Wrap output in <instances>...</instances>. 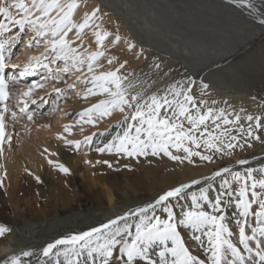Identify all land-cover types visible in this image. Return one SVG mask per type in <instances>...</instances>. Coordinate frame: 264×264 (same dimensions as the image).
<instances>
[{"label": "snow or ice", "instance_id": "snow-or-ice-1", "mask_svg": "<svg viewBox=\"0 0 264 264\" xmlns=\"http://www.w3.org/2000/svg\"><path fill=\"white\" fill-rule=\"evenodd\" d=\"M229 2L247 7L253 13L259 11L252 0ZM81 3L82 0H30L27 4L25 0L11 3L0 0L3 17L0 19V156L4 154V146L13 140L14 133L7 131L12 126L9 121L24 117L33 121L37 113L30 105L37 103L35 90L43 88L49 80H63L66 84L65 88L53 87L56 100L67 98L72 90L84 99L101 97L75 114L77 125L96 126L113 113L122 116L115 124L82 140L57 134L65 147L76 151L85 146L89 151L135 161L141 157H167L194 164L198 158L209 167L231 157L236 149L251 148L253 141L264 144V115L244 114L242 107L236 110L227 101L209 100L206 90L210 85L203 80L199 97L193 91L195 80L187 73L182 79L150 91L156 81L150 83L147 74L140 78L135 71L126 70L127 60L121 62L101 50L109 39L112 45L123 39L129 51L135 50L136 44L131 38L122 37L118 27L111 32L103 26L108 13L101 12L99 4L77 19ZM259 22L264 24V18ZM89 32L96 50L84 43ZM18 45L29 49L43 45L44 51L30 57L22 66L10 64ZM145 51L141 47L137 57ZM102 57L109 66L106 70ZM150 67L159 73L162 63L154 57ZM8 68L15 75L6 73ZM36 72L41 73L40 79L28 83L26 77ZM168 75L163 73L164 77ZM22 82L25 86L17 96L15 85ZM78 84L83 87L78 88ZM12 100L16 101V110L10 103ZM221 103L225 106H218ZM72 127L64 125V133L70 134ZM114 129L118 131L112 134ZM48 163L61 173L70 172L63 163L51 159ZM95 163L113 168L107 159ZM236 164L243 171L231 166L219 167L200 179L180 182L151 202L115 214L97 226L55 239L43 246L36 264H61V257L63 264H78L85 252L89 257L95 253L98 264H264V165L248 166L247 159H237ZM122 167L131 169L129 163ZM34 178L40 181V177ZM218 179L216 194L210 197L209 190ZM194 186H198L196 191H191ZM229 207L236 210L238 243L234 242L233 229L225 220V210ZM181 227L192 231L193 240L208 254L207 261L192 254L179 230ZM10 232V228L0 224V237ZM154 246L158 248L155 252L158 259L151 253ZM33 254L31 251L10 254L4 264H30L27 258Z\"/></svg>", "mask_w": 264, "mask_h": 264}, {"label": "bare ground", "instance_id": "bare-ground-1", "mask_svg": "<svg viewBox=\"0 0 264 264\" xmlns=\"http://www.w3.org/2000/svg\"><path fill=\"white\" fill-rule=\"evenodd\" d=\"M29 2L30 0H25L26 4ZM252 2L259 10L257 13L251 12L247 7L230 3L229 0H82L77 19L84 11H90L99 4L101 12L109 13L108 19L114 29L118 27L122 37L127 36L136 44V49L129 51L122 39L116 45L120 52L117 58L119 61L127 54H136L142 47L146 51L139 56L140 63H143L145 54L150 50L157 55L156 58L166 57L171 61L173 76L187 73L207 82L220 71L226 72L231 67L228 68L229 64H226L244 57L245 52L254 44H264V24L259 22L264 18V0ZM121 23L126 24L125 30L120 28ZM84 43L91 50H96L95 40L90 32L85 35ZM38 50L21 47L9 63L22 66L30 57L38 55ZM104 50L111 55L108 50ZM101 63L105 70L109 67L103 57ZM9 69L15 75L14 70ZM34 76L36 73L26 77L27 82L39 80ZM63 85L66 84L61 80L60 86ZM24 86L23 82L15 85L17 96L19 89ZM77 87L83 86L78 84ZM213 94L217 97L222 95V99L217 101H227L231 106L233 103L243 102L238 95L241 93H230L224 89L207 93V96ZM229 94L232 100L226 99ZM68 95L58 107H55L56 102H51L52 109H55L52 111L56 113L52 120L42 113L47 98L41 99V94H34L37 103L30 105V108L35 107L37 115L33 121H28L26 117L15 122L9 121L12 126L7 131L14 134L11 144L4 146V154L0 156V179L3 180V186L0 187V224L10 228L11 232L0 237V264H4L8 255L18 254L20 251L33 252V256L27 259L30 264H36L40 250L47 243L97 226L115 214H122L123 211L151 202L163 191L180 182L200 179L219 167L231 166L233 169L242 170L236 164L237 159H247L248 166L254 168L264 165L262 143L246 154L236 156L240 158L222 165H203L187 173L183 172L185 168L192 167L188 162L181 163L179 168L167 170L162 165L161 157H141L139 161H135L121 159L114 154H99L94 150L89 151L85 146L79 151L67 148L64 140L57 139L58 133L70 140H82L84 136L103 131L109 124H115L122 119L121 114L113 113L96 126L77 125L75 114L101 97L84 99L78 97L75 90L69 91ZM10 103L16 110V101L12 100ZM218 106L225 105L221 103ZM66 124L73 126L70 134L63 131ZM115 131L118 130L114 129L112 134ZM82 158H90L95 162L107 159L112 163L116 161V164L112 170L104 164L94 162L91 171L85 175L84 184L76 186L72 183V177L79 170ZM165 158L167 162L173 163ZM48 159L63 163L70 172L61 173L48 163ZM125 163L131 165L130 170L122 167ZM35 176L40 177L39 182ZM219 182V179L215 181L213 189L209 190L210 197L215 196ZM197 187L194 186L191 191H196ZM235 212L234 207L227 208L225 220L233 229L234 242L238 243ZM179 230L192 254L207 261L208 254L193 240L192 231L183 227ZM156 251L158 248L154 246L151 249L154 259H158L155 256ZM95 255L94 253L93 257H89L86 252L83 253L78 264H98ZM60 260L63 264V257Z\"/></svg>", "mask_w": 264, "mask_h": 264}, {"label": "rangeland", "instance_id": "rangeland-1", "mask_svg": "<svg viewBox=\"0 0 264 264\" xmlns=\"http://www.w3.org/2000/svg\"><path fill=\"white\" fill-rule=\"evenodd\" d=\"M8 3H11V2L8 0ZM15 11L16 10L13 9L14 14H15ZM107 11H110V10H107ZM0 19H3V17L0 16ZM125 25H126L125 23H121L120 28L125 30L126 29ZM103 26L109 31L115 32L114 25H112V23L109 21L108 15L103 18ZM259 45L260 43L254 44L248 51L245 52L244 57L238 59L237 61H234L233 63H227L226 65L229 64L228 68L230 66L231 67L228 70H226V72L220 71V73H217L215 76L213 75L211 78H209L206 82L210 85V88L206 90L207 93L211 94V92L213 93L214 91L215 92H218L221 90L224 91V89L229 91L230 93H241L238 95L242 97L243 102L242 103L238 102L237 104L233 103L232 108L239 110L242 107L245 109L244 114L264 115V107H263L264 104H262V101H264L263 100L264 99V44H262L261 46ZM21 47L22 46L18 45L14 51L18 52ZM43 48H44L43 45H41L38 48L39 49L38 54L44 51ZM104 49L108 50L111 55L113 56L115 55V57L117 58L119 57V53H120L118 50L119 47L116 45H112L111 41L107 40L105 42V44L102 46V50ZM155 56L157 55H155L154 52L148 50V52L145 54L143 63L139 62L140 57L138 58L136 54H131V55L127 54L126 56H123L120 60L128 61V64L126 65V70L135 71L136 74L140 76V78L142 79L144 78V74H147L150 83L151 81H156V83L152 86L150 91H155L157 88H163L166 85L172 83L174 79L179 80V79L184 78V75H179V74H176L175 76H173L171 72L172 69L170 68L171 61L166 57H162V58L160 56H159L160 58L158 57V60L162 63V70L161 72L157 73L154 69L150 67L152 65L153 58ZM132 61H134L135 63H132ZM231 64L234 66H232ZM164 72H168L169 75L167 77H164L163 76ZM40 76H41V73L36 72V76L34 77L40 79ZM193 78L195 80V84L193 85V91H194V94L197 95V97H199L200 89L198 85L203 79L200 77H197V78L193 77ZM52 82H53V85H51ZM60 84H61V81L57 82L55 80L54 81L49 80L45 83V86L43 88H38L34 93V94H41L40 98L41 97H44V99L47 98L48 101L46 102L47 104L44 105V107L42 108V113L43 114L45 113L44 116L51 120L55 118V114H56L54 111H52L53 109H52L51 102L52 101L56 102L55 107H58L59 104L62 103V100L64 101V99L56 100V95L53 92V87H59V88L66 87V85L60 86ZM218 96L219 97L213 94V95L207 96V98L209 100L222 99L221 98L222 95H218ZM226 97H227L226 98L227 100L233 99L231 98L232 97L231 94H229ZM63 107H64V104H63ZM34 108L35 107H32L31 110L34 111L35 110ZM260 144L261 142L259 141H253V146L251 148H246L243 151H241L240 149H236L231 157H226L223 160H218L217 164L222 165V164L232 161L235 158H240L236 156H239L241 154H246L249 150L255 149ZM161 158L163 160L162 165L164 166V169L172 170V169H176L180 167V164H181L180 162L173 161V163H169L166 161L165 157H161ZM86 161H90V163H86ZM81 162L82 163H80L79 168H78L79 170L75 172L72 177V183L76 186L84 184L85 175L88 174L89 171H91V169L94 166L93 164L95 161L90 158H82ZM115 164H116V161L113 162L112 170H114ZM194 164L195 166L191 164L192 166L190 167L191 169L185 168L183 172L187 173V172H190L191 170L199 169L200 167L204 165L199 160H197L196 163ZM241 171H243V169Z\"/></svg>", "mask_w": 264, "mask_h": 264}]
</instances>
